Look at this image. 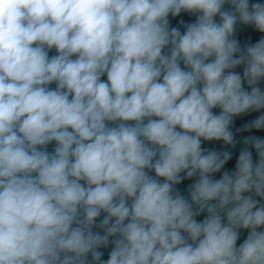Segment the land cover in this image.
<instances>
[{
  "label": "clouds",
  "instance_id": "1",
  "mask_svg": "<svg viewBox=\"0 0 264 264\" xmlns=\"http://www.w3.org/2000/svg\"><path fill=\"white\" fill-rule=\"evenodd\" d=\"M262 83L264 0H0V264H264Z\"/></svg>",
  "mask_w": 264,
  "mask_h": 264
},
{
  "label": "water",
  "instance_id": "2",
  "mask_svg": "<svg viewBox=\"0 0 264 264\" xmlns=\"http://www.w3.org/2000/svg\"><path fill=\"white\" fill-rule=\"evenodd\" d=\"M180 18H183L186 22H189L190 20H194V17L190 18L186 14H182V16ZM180 18H177V19H180ZM177 19L172 20L173 26H177ZM181 30L183 31V28H181ZM239 38L241 39L242 42H248V41L255 42L259 38V34H255L250 29L242 27V30L239 33ZM56 54H57L56 50L52 49L49 53V56L51 57V56L56 55ZM73 58L75 59V57H73ZM237 71L241 72V74H242V68L237 69ZM101 79L106 82L107 81V75L105 74ZM50 87L55 88L56 85L52 84V85H50ZM261 87L264 88V83L261 84ZM214 111H219V110L217 109ZM259 114L260 113H251V114L236 118L235 123L232 127V130L235 133V138H236L238 143H237L235 149H232L231 146H228V150L233 152V159L226 165V169L234 170L240 149H242L244 147H249V146L243 144L244 137H247L250 135H256V136L264 137V130L253 129L251 132H247V131L246 132H236L237 128L242 127L243 124L247 123L251 119H254ZM110 126H111V124H110ZM54 147H55V142H52V144L47 146V150L51 153L53 151ZM204 147H208V148L215 147L217 150H222V142H212V143L205 142ZM250 150L253 153V159L255 161L257 159L255 149L250 148ZM153 175H154V173H153ZM216 175H217V178H219L220 174H216ZM188 183H191V181H186L184 185L178 186V187H180L182 193L185 195H187V193L184 192V188L186 187V185ZM203 218H204L203 215L200 217H197L198 220H202ZM245 237H246V232H242L241 242ZM103 251H105L104 258L106 259L107 258V252L110 251V248L108 250H103Z\"/></svg>",
  "mask_w": 264,
  "mask_h": 264
}]
</instances>
